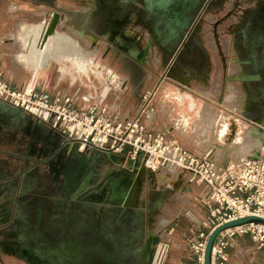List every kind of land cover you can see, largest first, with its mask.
<instances>
[{
  "label": "crops",
  "instance_id": "1",
  "mask_svg": "<svg viewBox=\"0 0 264 264\" xmlns=\"http://www.w3.org/2000/svg\"><path fill=\"white\" fill-rule=\"evenodd\" d=\"M173 2L179 7V0H0V68L3 78L11 90H31L36 95L48 96L50 103H63L69 99L74 110L95 107L112 117L117 116L118 120H138L148 132L164 134L194 155H209L218 163L227 165L233 156L229 148L236 126H231L229 120L223 121L224 115H219L220 119L216 120L217 110L218 114L228 111L230 116L232 112L214 100L219 99V93L211 95L206 82L212 77L213 66L217 70V64L221 62L213 46L217 28L231 13L241 14L243 6L234 4L235 0L207 1L200 12L207 19L199 21V25L195 23L188 38L185 39L184 35V46L177 50L158 78L155 73L150 74L149 84L142 86L138 83V71L132 75L129 70L121 69V61L142 63L151 58L155 39L166 21L163 13L170 10ZM238 19L236 17L235 20ZM49 27L54 30L46 37ZM216 75L218 73L213 76ZM148 93L154 95L146 106L144 97ZM196 96L203 100H196ZM6 109L0 106V235L5 228L18 224L13 214L20 212L18 201L25 190L21 177L22 161L18 160L25 153L23 125L20 126L22 118L8 116ZM234 116L236 122L243 124L252 121L239 114ZM45 125L50 128V124ZM226 126L227 133L222 134L221 129ZM35 130L31 126L30 136L35 134ZM221 139L226 143L217 142ZM79 146L81 151L86 149L81 144ZM110 151L89 148V160L97 158L92 156L94 154L106 162L117 158L113 168L106 165L100 172L97 158L95 170L98 174L112 172V176L119 172L121 177L114 176L102 183L92 181L83 193L87 200L81 202L88 206L96 203L103 210H110L120 201L110 202L106 187L118 177H123L120 180L123 189L128 191L136 184L131 201L132 205L140 204L141 208L137 209L143 213L140 216L134 212L128 221L129 230H117L118 233L113 230L112 218L107 216L104 222L107 228L101 229L97 238L87 242L101 241L102 252L108 251L103 249H109L114 242L112 236L118 234L119 245L131 246L138 224L151 222V212L144 206L150 201L137 199L139 188L142 186L145 190L154 180L158 181L156 176L160 175L162 180L158 183L163 188L158 190L155 187L153 190L163 191L175 210L171 217L158 219L154 229L148 231L146 238L137 246V252L140 253L139 248L149 236H155L158 239L156 245L160 241L170 244L166 264H196L193 246L211 233L208 222L213 207L209 204L208 188L193 180L186 171L141 172L140 162L127 156V149ZM257 151H252L249 157ZM99 191L103 194L100 202L94 195ZM116 207L121 209L120 205ZM15 231L17 228L9 229L8 235L20 237V233ZM20 240L27 245L22 250L26 258L25 252L29 251L31 240L22 237ZM228 241L225 264H264V246L255 242L251 235H236ZM20 246L21 243L17 242L16 248L8 247L7 250L16 251ZM141 257L140 253L134 264H147Z\"/></svg>",
  "mask_w": 264,
  "mask_h": 264
},
{
  "label": "rangeland",
  "instance_id": "2",
  "mask_svg": "<svg viewBox=\"0 0 264 264\" xmlns=\"http://www.w3.org/2000/svg\"><path fill=\"white\" fill-rule=\"evenodd\" d=\"M205 2L206 0H179V7H176L173 3H171L170 10L166 12L164 11L163 13L164 19L166 21L164 22L163 28L160 29V33L158 32V35L155 39L156 43L153 44L151 58H148L142 63H139L138 61H131L127 63L125 61H121L122 71H125V69L126 71L129 70L132 75L136 74V71H138V83L142 84V86L150 83L148 78L151 73H155L158 78V75L166 70L168 63H171L177 50L181 46L184 35H186L189 29H191L192 25L194 23L199 25V21H204L207 19L204 13L201 14ZM248 3L249 0H235L234 4L238 6H244ZM175 11H178L179 13V21L177 20L178 22H175L174 19ZM239 15L240 14L238 12L231 13L224 20L225 22H220V28H217V32L215 34V37H217L215 41L216 44L213 46L215 49H217V56L220 57L221 62L217 64V70L213 66L211 70L212 77L209 78L208 82H206V85H208V88L211 90L209 91L211 95L217 96L219 93V99L215 98L214 100L221 104V106H226L227 110L232 112L230 116L228 111H222L220 114H218V110L216 111V120L220 119L219 115H224L223 121L229 120L231 126H236V130H234V136L232 133V146L229 148V151L233 155L232 158H229L231 164H236L238 161H240V159L249 157L251 155L253 151V145L252 140L246 135L248 130L256 128L263 139L262 146L264 145V83L262 85L263 88L259 90L262 92L261 94H255L251 92L250 85L244 81V76L248 73V69L239 66V63H237V60L242 59L239 48V34L241 30V24L236 22L234 25H232L231 22L234 21ZM215 73H218V75L213 76ZM199 83L200 82H197L196 84L199 85ZM137 95L138 93L135 94V96ZM195 99L201 100L202 98L196 96ZM245 112L253 117L250 118ZM235 114L242 115L243 118L250 119L252 121L245 122L244 124L240 123V121L236 122L234 116ZM217 142H220V144H225L226 140L221 139ZM110 152H112V150ZM92 156H96L98 158V166L100 167L98 172L102 171L106 165H109L111 168H113L115 162L118 161L117 158H114L113 162H106L105 160L100 159L99 155L94 154ZM118 173H115L117 175L114 176H120ZM114 176H112L111 173L109 175H107V173H99L94 178V181L102 183L105 179L109 180ZM156 179L161 182L162 176L158 175L156 176ZM158 181L154 180L153 184L149 185L147 188H145V190L142 189L141 186L138 191V200L144 201V198L146 201H150V203H147L144 206L148 211L151 212V222L148 225L144 224L145 222L142 224L139 223L133 232V236L131 238L133 242L131 245V250L133 251H131L130 254V258L133 262L138 260L140 253L137 252V246L142 240L146 238L147 232H150L154 229L160 217H171V212L173 213L175 210V208L170 205L171 203L169 202V198L163 191L155 192L153 190L155 187L160 190L163 186L161 183H158ZM28 188L30 190V187ZM31 192H33V194L36 192V194H42L45 196L48 193L41 187L38 191H27L28 194H32ZM94 195L95 200L99 202L102 201V191H99L98 193L96 192ZM27 197L26 199L22 198L18 202L19 209L22 212H16L13 214L16 222L18 223L17 226L14 225L10 228H5L6 230H4L2 235H0V264H32L27 261V259L22 254V250L26 249L27 245L24 243V241L20 240V237L31 240L34 243L35 248L39 247L32 231L35 224L36 214L33 210L34 208L28 204L30 203L31 199H27ZM61 199L62 196L57 193V195L51 199L54 202L52 205H49L51 203L47 201V208H50V206L53 207L52 210H48L46 212L44 227L50 229L49 231L52 234L56 233L57 230L61 228H64L65 230L77 228L79 234L83 235L86 240H91L92 238H97L98 234H100L98 232L101 229L103 230L107 228L104 222L106 218H108L107 216H109L107 215L109 210H103L100 208V205L98 206L96 203L90 204L89 206L86 202L83 204L81 201L87 200V195L82 194L77 198L71 197L68 201H66L65 204H62ZM172 204L175 205L174 200ZM134 207L135 209L133 211L138 214L140 213L141 216L143 211L137 209L141 208V205H137L136 203ZM25 225L26 230H24ZM16 228L20 233V237L8 235L10 233L9 229ZM17 242L21 243L19 249L16 251L7 250L8 247L16 248ZM44 259L46 260V258ZM39 264L53 263L47 260L46 263Z\"/></svg>",
  "mask_w": 264,
  "mask_h": 264
},
{
  "label": "built area",
  "instance_id": "3",
  "mask_svg": "<svg viewBox=\"0 0 264 264\" xmlns=\"http://www.w3.org/2000/svg\"><path fill=\"white\" fill-rule=\"evenodd\" d=\"M154 94L144 97L146 106ZM0 102L21 109L35 120L50 124L76 140L85 148H106L113 152L127 149L134 161L149 172L163 169L186 171L192 179L204 184L209 190V204L213 210L209 218L211 231L227 222L247 216L264 218V145L252 157L240 159L236 164L222 165L209 155H194L183 149L166 135L148 132L138 120H118L105 110L95 107L74 110L70 100L50 103L48 96L36 95L31 90L16 92L10 89L0 68ZM33 110L42 113L36 114ZM45 114L47 116H45ZM251 235L264 246V226L247 224L222 232L213 249V264H225L228 238ZM207 238L193 246L196 264H203ZM170 244L160 241L155 245L151 264H166Z\"/></svg>",
  "mask_w": 264,
  "mask_h": 264
},
{
  "label": "flooded vegetation",
  "instance_id": "4",
  "mask_svg": "<svg viewBox=\"0 0 264 264\" xmlns=\"http://www.w3.org/2000/svg\"><path fill=\"white\" fill-rule=\"evenodd\" d=\"M238 17L239 19L236 22L241 24L239 48L242 59L237 60V63H239V66L248 69V73L244 76V81L250 85L251 92L261 94L262 92L259 90L263 88L262 85L264 83V0H249V3L243 6V10ZM4 105L0 102V106L9 107L6 104ZM245 113L248 115L247 112ZM248 116L250 118L253 117ZM35 122L38 121H28L27 118L22 119L23 124L20 126L23 125L22 146L25 147V153L24 156H19L18 158V160L22 161L23 169L21 177L22 186L25 190L23 191L22 198L26 199L28 196L27 199H31L28 204L34 208L33 210L36 214L32 231L39 247L35 248L34 243L30 241L33 244V247H29L32 249V254L43 260V262L49 260L53 264L55 261L58 262V255L60 254L62 257H65L66 264H71L68 262V259H74L76 255H73V253L78 252L81 256L79 264H107L101 256L104 257L106 256L105 253H109L115 264H134L130 258L131 246L129 244L119 245L117 240L118 234L112 236L114 242L109 246V249H103L108 251L102 252L101 241L94 240L88 243L84 236L79 234L77 228L72 230L61 228L53 234L49 230H45L44 219L46 218V212L52 210L53 207L47 208V201L51 203L49 205H52L54 202L51 199L58 193L62 196L61 200L63 204L66 193H69L67 201L74 196V191L70 190L71 186L75 187L79 183L83 184L86 176L90 173L92 175L91 182L94 181L98 172L95 170L96 165L91 170V164L86 162L85 167L79 175L80 159H74L75 157L69 154L68 151V148H71L72 144L65 146V137L61 135L62 132L57 129L53 132L50 128L48 129L38 124L39 122L37 123L38 125H35ZM31 126L36 129L33 136H30L29 132ZM58 155L60 158L57 157ZM78 156H80L79 153ZM74 161L78 162L76 166H72ZM113 181L106 187V190H108L107 196L112 194L111 187ZM32 185L36 187L33 188ZM28 187H30V190ZM40 187L48 192L46 196L36 194V192L35 194L33 192H31L32 194L27 193V191H38ZM131 189L132 187L127 191L123 189V184H121L116 187L115 191H126L129 193ZM115 201L117 200L114 199L113 202ZM116 206V204L112 206L107 213L108 217L112 218L111 225L113 230L116 229L117 233V230L121 232L128 231V221L130 220V216L134 214V205H132L130 199V206L125 208L124 211L123 209H118ZM19 211L22 212L20 209ZM40 219L41 221H39ZM24 230H26V225ZM39 231L45 232V235H39ZM63 244L64 247L62 246ZM151 249L153 251L150 254L153 255L155 247H151ZM40 263L42 262L40 261Z\"/></svg>",
  "mask_w": 264,
  "mask_h": 264
},
{
  "label": "water",
  "instance_id": "5",
  "mask_svg": "<svg viewBox=\"0 0 264 264\" xmlns=\"http://www.w3.org/2000/svg\"><path fill=\"white\" fill-rule=\"evenodd\" d=\"M209 0H206L205 4H207ZM175 2V1H174ZM173 2V4H174ZM175 5V4H174ZM174 19H175V22H178L179 21V13L178 11H175L174 12ZM178 20V21H177ZM194 25L195 23L192 25L191 29H189V31L186 33V36H185V39L188 38V36L190 35V33L192 32L193 28H194ZM184 43L185 41H183L181 43V46L179 48V50L184 46ZM3 104V103H2ZM4 105V104H3ZM5 106V105H4ZM11 112V113H9ZM5 113L8 114V116L10 115V117H15V118H19L21 120L22 119H26L28 121L30 120H35L33 119L32 117H30L29 115H27V117H25V113L21 110V109H16V108H12V107H8L6 110H5ZM23 116V117H22ZM38 121V120H37ZM39 124H41L42 126H46L45 123L43 122H40L38 121ZM50 130L55 132L56 128L50 126ZM63 137H65V146L69 144V146L72 144L71 148H68V151H69V154L73 155L75 158L74 159H80V164H79V170H78V174L80 175L81 172H82V169L85 167V164L86 162H88L89 164H91L92 168L91 170L94 169V166L96 165V159H93V160H89V148L86 147V149L84 151H80V142H77L76 140H69L66 136L65 133H62L61 134ZM91 148H94V149H97L96 147H91ZM78 153L80 154V156H78ZM58 158H60V156L58 155L57 156ZM76 164H78V162L74 161V164L72 166H76ZM146 171V169H144L143 166H141V172H144ZM140 172V174H141ZM107 173V172H106ZM105 173V174H106ZM109 175V174H107ZM91 178H92V175L91 173L88 174L83 182V184H78L76 185L75 187L74 186H71L70 187V190H73L74 191V198H77L78 196L82 195L90 186L91 184ZM122 180L121 178H117L116 180L113 181V184H112V187H111V190H112V194H110L108 196V200L110 202H113L114 199L116 200H119L120 201V204H116L117 206L120 205L121 209H124L129 207L130 206V199L134 193V189H135V185L132 186V189L130 190V192H123V191H120V192H116L115 189L118 185H120L121 181ZM68 194L69 193H66L65 194V198L63 199V204L66 203L67 201V198H68ZM41 221V219L39 220ZM247 224H254V225H262L264 226V218L263 217H260V216H247V217H244V218H240L238 220H234V221H231V222H227L215 229H213L209 235V237L207 238V241H206V247H205V251H204V258H203V264H213V249H214V246H215V243H216V240L217 238L219 237V235L228 230V229H233L235 227H239V226H243V225H247ZM45 235V232L42 233L39 231V235ZM157 237L155 236H149L146 241L144 242V244L139 248V252L143 255L141 257L142 261L143 262H146L147 264H151V261H152V254H150L153 249H151V247H155L156 243H157ZM64 247V244L62 245ZM73 255H76L74 257V259H68V262H70L71 264H79L80 260H81V256L79 255L78 252L76 253H73ZM106 256H101L103 260L106 261L107 264H115L114 263V260L113 258L111 257V255L109 253H105ZM58 262H54V264H66L65 263V260H64V256L62 257L60 254L58 255Z\"/></svg>",
  "mask_w": 264,
  "mask_h": 264
},
{
  "label": "bare ground",
  "instance_id": "6",
  "mask_svg": "<svg viewBox=\"0 0 264 264\" xmlns=\"http://www.w3.org/2000/svg\"><path fill=\"white\" fill-rule=\"evenodd\" d=\"M53 30H54V28L49 27L48 30H47V32H46V37H48L49 35H51V33L53 32ZM33 112L36 113V114H41L42 113L39 110H33ZM45 116H47V115L45 114ZM221 132H222V134H226L227 133V126L226 127H223L221 129ZM246 135L252 140L253 151L260 150L262 148L263 139H262L261 135L259 134V132H258V130L256 128H252V129L248 130ZM80 151H81V149H80ZM111 154H113V153H111ZM113 156H116V155L113 154ZM110 173L112 175V172H110ZM135 189H136V187H135ZM135 189H134V191H135ZM30 246L33 247V244L31 243ZM30 246H28V247H30ZM31 250L32 249L29 248V251L28 252H25V256H26V258L28 260H30V261H32L34 263H37V264H39L40 261L42 263H46V261L43 262V260H41L40 258H38L37 256H35L34 254H32V251ZM38 260H40V261H38Z\"/></svg>",
  "mask_w": 264,
  "mask_h": 264
}]
</instances>
